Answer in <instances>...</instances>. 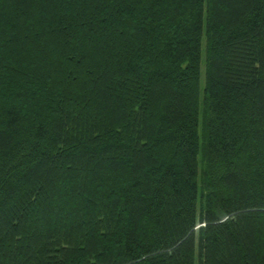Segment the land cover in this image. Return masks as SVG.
I'll return each instance as SVG.
<instances>
[{"label": "trees", "instance_id": "obj_1", "mask_svg": "<svg viewBox=\"0 0 264 264\" xmlns=\"http://www.w3.org/2000/svg\"><path fill=\"white\" fill-rule=\"evenodd\" d=\"M0 264H264V0H0Z\"/></svg>", "mask_w": 264, "mask_h": 264}, {"label": "rangeland", "instance_id": "obj_2", "mask_svg": "<svg viewBox=\"0 0 264 264\" xmlns=\"http://www.w3.org/2000/svg\"><path fill=\"white\" fill-rule=\"evenodd\" d=\"M204 44V43H203ZM202 48H203V46H202ZM203 55H204V48H203V50H202V59H203ZM203 61H204V59H203ZM201 62V68H200V70H201V76H200V90H202V87H203V85H204V62ZM201 92V91H200ZM201 96H202V92H201V95H200V98H201Z\"/></svg>", "mask_w": 264, "mask_h": 264}]
</instances>
